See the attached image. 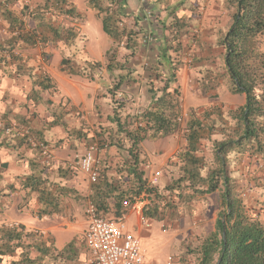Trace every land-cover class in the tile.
Instances as JSON below:
<instances>
[{
  "label": "trees",
  "instance_id": "trees-1",
  "mask_svg": "<svg viewBox=\"0 0 264 264\" xmlns=\"http://www.w3.org/2000/svg\"><path fill=\"white\" fill-rule=\"evenodd\" d=\"M85 1L86 7L101 19L103 31L115 47L106 52L105 66L89 58H84V65L79 66L65 57L60 66L69 76L83 75L91 80L101 77L103 71L107 73L113 85L109 90L111 126L104 128L99 124L96 136L85 124L80 128L67 124L68 113L74 112L78 118L79 111L67 109L69 100L55 105L44 98V93H58L57 84L47 73L36 76L26 57L27 52L38 47L42 49L41 56L48 58L49 46L59 51L75 46L81 36L77 26L87 21V15L78 9L77 0H0V22L7 26L0 36V84L5 79L28 78L32 89L26 95L25 106L46 104L52 115L49 128L38 130L32 128L27 116L13 111L0 113V197L5 192L24 193V199L36 195L40 207L36 214L42 219L64 213L62 198L76 191L45 178L48 165L44 157L46 146H50L48 133L62 128L74 142L97 140L100 145L103 159L99 163V176L87 199L101 216L121 219L135 204L142 203V218L165 227L177 222L197 198L219 192L221 211L215 229L191 253L196 264H264V225L249 216L232 172L238 159H264V0H225L231 23L218 40L224 49V72L220 76L209 71L201 85L203 93L209 94L226 77L230 93L244 97L245 103L227 114L215 106L201 115L191 109L186 116L179 75L187 67V55H193L189 67L202 62L197 58L202 35L196 33L189 39L194 17L188 10L185 13L186 0L174 5L169 0H145L153 8L166 12L170 22L161 24L164 33L159 53L149 70L150 99L146 107L134 113L127 111L128 94L124 87L140 83L132 61L143 46L144 19L127 12V0ZM183 10V15L178 16ZM64 21L72 25L66 26ZM191 39L196 47L190 49L185 42ZM189 49L194 54L187 53ZM95 110L100 116L99 103ZM181 132L185 144L168 163V169L175 175L161 188L149 180L143 144ZM114 150L120 158L112 157ZM3 151H23L24 155L16 161L21 167L27 162L31 173L7 182L13 164L4 161ZM73 166L60 167L59 176L69 181ZM80 256L76 239L58 250L55 240L38 230L0 224V264H81Z\"/></svg>",
  "mask_w": 264,
  "mask_h": 264
},
{
  "label": "rangeland",
  "instance_id": "rangeland-1",
  "mask_svg": "<svg viewBox=\"0 0 264 264\" xmlns=\"http://www.w3.org/2000/svg\"><path fill=\"white\" fill-rule=\"evenodd\" d=\"M173 1L178 3L182 0ZM187 2L190 5L185 3V12L188 10L189 14L193 12L195 16L197 14L200 17L205 14V38L202 42V48L197 52L199 54L197 58H200L202 62L197 66L189 67L191 60H193V55L191 57L187 55L185 58L187 67L179 75L185 116L191 109H196L198 114L201 115L206 109L215 106L221 108L223 113L227 114L230 110L245 103L244 97L230 93L226 84L227 78L223 77V81H220L217 90L209 94L203 93L201 86L203 77L209 71H214L220 74V76L224 72L222 59L224 49L218 44V40L227 32L231 23L229 13L225 8V0H205V8L203 7V10H194V7L200 4V0H188ZM79 4L81 6H79V10L87 15V21L85 24L77 26L81 36L74 48L61 53L53 46H49L46 49L48 58L41 56V47L26 53L28 65L33 68V73L36 76L42 73H52L56 78L60 79V62L64 57L76 61L79 66L84 65V58L97 60L104 66L106 65L105 54L108 50L115 47V45L104 33L101 19L93 12L87 10L86 7L82 8L84 7V0H80ZM143 7L148 9L147 11L144 9V16L138 15L144 19L142 23L145 30L143 46L138 56L132 61V67L135 69L134 75L139 79L140 83L129 84L124 87V92L128 94V99H126L127 111L130 113H134L147 106V102L150 99L148 84L151 79V72L149 70L159 53L164 33V28L161 24L162 22L166 24L170 22L166 12L162 9H155L146 1ZM183 12L184 10L179 11L178 16H182ZM191 24L192 29L189 31V39L196 35V30L199 26L196 22ZM64 25L69 26L70 22L64 21ZM5 27L7 28L4 23L0 22V36L4 35ZM188 41L185 42L188 48L190 46L191 49V47L195 46L193 39ZM190 49L187 50V53L190 52V55L194 54ZM123 53L124 51L121 55H124ZM71 79L76 81L80 89L78 94L72 90L71 86L66 85L62 81H60L62 83L60 89L63 93H68L67 91L73 92V97L77 98L76 102L82 103L80 107H77L80 117L77 118L76 114L70 113V117L68 116L67 118V124L71 128H80L85 124L92 128V134L96 136L99 124H102L101 126L104 128L111 126L108 119V116L112 113L109 90L113 88V85L105 71H103L101 77L94 78L93 80L83 75ZM10 81L4 84L5 86L0 85V99L2 100L0 103V113L13 111L14 114L27 116L33 129L44 130L45 127H48L47 125L52 121L51 107L45 104L38 108H33L32 106H25V101H23L26 94L32 89V81L28 78H21L15 80L19 82L16 83L17 85L10 83ZM9 85L17 88L12 95L10 91L3 92L4 88H10ZM21 92H23V95H21ZM59 93H46L44 94V98L52 100L56 105H60L61 93ZM94 96L95 103L92 104ZM118 98L120 97L118 96ZM98 103L101 106L100 116L97 115V111L95 110ZM12 123L16 124L14 121ZM48 139L50 146H46L44 154L47 161H65L77 167L79 157L84 155L91 146L98 148L99 161L101 162L103 159L100 145L96 144L97 140L91 143H86L85 141L73 142L68 135H64V130L58 127L51 129L48 133ZM184 144L185 140L182 132L174 137L158 142L147 141L143 144V158L147 160L145 167L148 175L152 173V176H154L157 171L161 173L156 179V185L163 188L165 184L170 182L171 177L175 175L170 172L167 165H164V162L174 156ZM206 144L210 148V144ZM64 145H67V150H65ZM208 148L205 151L207 156L210 155ZM22 154L24 155L23 151L18 153L16 151H3L2 157L16 164L17 157L22 156ZM111 155L112 157L120 158L115 150ZM27 156H31V153H28ZM232 168L249 216L257 219L264 225V159H238ZM82 179L84 183L82 184L83 188L64 198V213L58 216V219L51 218L48 219L50 221H40L30 208H25L22 211L16 207L6 210V219L25 223L39 229H46L50 226L51 221L57 220L55 224L56 230L52 232V236L46 234L45 236L53 238L60 250L76 239L77 245L80 247V262L81 264H85L89 260V252L85 241V222L87 221L86 211L89 202L87 197L91 185L86 178ZM220 211V193L217 192L197 198L188 210L184 209L181 213V218L177 222L166 224L165 227L159 222H149V226L147 227L138 221L136 214L127 218L126 223L131 233L135 234V236L138 237V231L143 233L140 236L143 238L140 239L145 250L143 264H196L194 253H191L197 249L196 247L202 243L208 234L214 231Z\"/></svg>",
  "mask_w": 264,
  "mask_h": 264
},
{
  "label": "crops",
  "instance_id": "crops-1",
  "mask_svg": "<svg viewBox=\"0 0 264 264\" xmlns=\"http://www.w3.org/2000/svg\"><path fill=\"white\" fill-rule=\"evenodd\" d=\"M33 1H37L38 2V1H41V0H33ZM79 1L80 0H77L78 9H79V6H80ZM127 1H128V8H129V10L127 12L129 14H131V15L144 16V9L146 11L148 10L147 8H144L145 6L143 7L145 0H127ZM187 1L188 0H186V4L188 3ZM200 1H201L200 4L196 5L194 7V10L195 9H197V10L202 9L203 10V7L205 8V0H200ZM169 2H170L171 5L177 4L173 0H169ZM188 4L190 5V3H188ZM18 5H21V1L18 2ZM85 7H86V1L84 0V7H82V8H85ZM86 9L89 10L87 7H86ZM89 11H91V10H89ZM191 14H193L192 16L194 17L191 23L196 22L199 25L198 29L196 30V33L202 35V42H203V39L205 38V14L202 17H200L199 15L195 16L193 12H191ZM197 17H199V18H197ZM71 25L72 24L70 23L69 26H71ZM79 26H81V25H79ZM55 49L58 50L57 48H55ZM67 50H65V51H67ZM59 52L63 53L64 51H59ZM60 73H61L59 75L60 79L56 78L52 73H50V74L47 73L56 82L58 90H59L58 93L61 91L60 88H61V84L62 83L60 81H62L66 85L71 86L73 88L72 90H74L78 94L80 92V89L78 88L76 81L72 80L71 78H77L79 76H69L68 74H66V73L61 71V66H60ZM8 82H9V80L5 79V81L3 83H1L0 85L5 86L4 84H6ZM10 83H15L16 84V83H19V82H16L15 79H13V80L10 81ZM9 87L10 88H8V87L4 88L3 92L6 93V91H10V93L12 95V93H15V90L17 88L16 87L14 88L12 85H9ZM67 92L68 93H63V91L60 92L61 93L60 103L65 104L69 100L70 103L68 104V108H67L68 110H70L72 108L77 109V107H80L82 102L77 103L76 102L77 98L73 97V92L72 93L69 92V91H67ZM21 93H22L21 95H23V92H21ZM44 94H46V93H44ZM0 97H1V92H0ZM25 98H26V96H25ZM23 101H25V103H26V100L23 99ZM91 103L92 104L95 103V96L93 97ZM40 106H43V104L38 105V106H32V107L33 108H38ZM70 113L72 114L74 112H69L66 118H68V116L70 117V115H71ZM64 135H68L69 136L67 131H64ZM71 140L73 142L75 141L73 139H71ZM66 146L67 145H64V148H66ZM67 149L68 148H66L65 150H67ZM169 159L166 162H164V165L168 166ZM4 161H9V159L8 160L4 159ZM46 161H47V159H46ZM12 164L13 165L10 167L9 173L7 174L8 175L7 176V182H9V183L14 182L15 180H17V178H21V177L27 176V175H29L31 173L29 168H28L27 162H25L23 167H21L18 162L16 164H15V162H12ZM70 164H71L70 162H65V161L64 162H60V161H55V162L52 161V162H50V161H47L48 170H47V175L45 176V178H50V180L55 182V183H58L60 185H68V187H70L72 190H75V191L78 190L79 191L81 188H83L82 184H84L82 178H86V176L80 170L77 172L78 168H75L74 166L72 167L74 172L72 174L68 175L67 178H70L69 181H65L64 179H62L59 176L58 172H57L60 167L65 168V167H67V165H70ZM81 174H83V175H81ZM148 176H149V180L152 181V178H153L152 173L150 175H148ZM24 197H25L24 193L9 194L8 192H5V196L0 197V224L1 225H10V226H13V225H24L29 230H38L40 232H43L44 235L46 234V235H51L52 236V232L54 230H56L55 229L56 228L55 224H56L57 220H55L54 222L51 221L50 224H49L50 226H48L46 229H39V228H36V227H31L29 225H26L25 223L9 221L8 219H6V215H5L6 214V210L14 208V207H16L18 210H22V211L25 208H30L32 210V212L36 215L37 219L40 220V221L41 220L50 221L48 219H51V218L58 219L59 218L58 215H54V216H51V217H48V218H44V219L39 218L37 216V214H36L38 209L40 208L39 207V203H38V197L36 195H34L32 197H29V198H26V199H24ZM62 199L63 200H62L61 203L64 205L65 200H64V198H62ZM142 208H143V204L142 203L135 204L131 208V210L129 211L128 215L126 216V219L129 218L130 216H132L133 214H136L137 217H138V221L141 222ZM85 227H86V231H85V235H86L87 230H88V220L85 222ZM128 229H129V227H128ZM142 235H143V233L141 231H138V237L141 238L140 236H142ZM141 239H143V238H141ZM55 243H56V241H55ZM58 250H60V249L58 248Z\"/></svg>",
  "mask_w": 264,
  "mask_h": 264
},
{
  "label": "built area",
  "instance_id": "built-area-1",
  "mask_svg": "<svg viewBox=\"0 0 264 264\" xmlns=\"http://www.w3.org/2000/svg\"><path fill=\"white\" fill-rule=\"evenodd\" d=\"M99 163L98 148L95 146L79 157L77 168L86 176L90 185L98 179ZM160 174V171L155 172L150 182L155 184ZM86 214L88 230L85 241L89 260L85 264H143L145 250L141 239L129 231L126 217L115 220L105 218L90 201ZM141 223L149 226V222L143 218Z\"/></svg>",
  "mask_w": 264,
  "mask_h": 264
}]
</instances>
